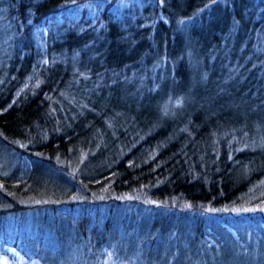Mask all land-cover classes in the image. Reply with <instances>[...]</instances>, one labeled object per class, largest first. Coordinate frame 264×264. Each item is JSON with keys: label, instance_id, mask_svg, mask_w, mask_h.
<instances>
[{"label": "trees", "instance_id": "16d2710c", "mask_svg": "<svg viewBox=\"0 0 264 264\" xmlns=\"http://www.w3.org/2000/svg\"><path fill=\"white\" fill-rule=\"evenodd\" d=\"M12 249L264 264V0H0V264Z\"/></svg>", "mask_w": 264, "mask_h": 264}, {"label": "rangeland", "instance_id": "374dc122", "mask_svg": "<svg viewBox=\"0 0 264 264\" xmlns=\"http://www.w3.org/2000/svg\"><path fill=\"white\" fill-rule=\"evenodd\" d=\"M42 35L43 34H41L39 32V30H38L37 34H36V38H37L36 46H37V49L40 48V51H42V53L39 56L36 57V62H40V63L43 62V60L45 59L44 58L45 56L43 55V52H44V49H45L44 48L45 47V41H44ZM32 75H33V72L31 71L28 74V76L25 78L24 85L27 84V82L30 81ZM23 164L26 167V164L25 163H23ZM1 264H37V263L34 260H29L27 258H24L23 256H21L20 254L15 252V250L12 249L8 256L2 257Z\"/></svg>", "mask_w": 264, "mask_h": 264}]
</instances>
